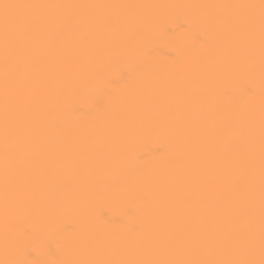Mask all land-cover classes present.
<instances>
[{
  "label": "bare ground",
  "instance_id": "6f19581e",
  "mask_svg": "<svg viewBox=\"0 0 264 264\" xmlns=\"http://www.w3.org/2000/svg\"><path fill=\"white\" fill-rule=\"evenodd\" d=\"M0 264H264V0H0Z\"/></svg>",
  "mask_w": 264,
  "mask_h": 264
}]
</instances>
